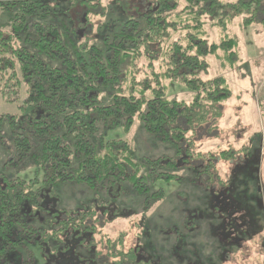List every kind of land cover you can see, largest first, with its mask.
Instances as JSON below:
<instances>
[{
	"label": "trees",
	"instance_id": "1",
	"mask_svg": "<svg viewBox=\"0 0 264 264\" xmlns=\"http://www.w3.org/2000/svg\"><path fill=\"white\" fill-rule=\"evenodd\" d=\"M0 15V100L23 96L26 108L22 117L0 114V264H213L215 251L225 263L234 246L262 233L259 150L251 162L245 145L204 153L188 134L205 123L201 109L231 97L223 77L207 78L205 59L220 51L233 62L238 42L209 43L207 23L224 30L239 19L264 29V0H0ZM164 80L191 101L169 99ZM135 121L175 143V157L137 162L128 142L97 133L98 124L108 131ZM177 163L197 168L217 198L209 254L192 243L200 226L194 236L189 223L186 235L174 223L165 233L148 216L165 198L154 183L187 181L165 171ZM14 168L31 172L9 177ZM87 193L107 199L100 211L73 204ZM133 229L136 245L126 247ZM164 234L168 260L159 249Z\"/></svg>",
	"mask_w": 264,
	"mask_h": 264
},
{
	"label": "rangeland",
	"instance_id": "2",
	"mask_svg": "<svg viewBox=\"0 0 264 264\" xmlns=\"http://www.w3.org/2000/svg\"><path fill=\"white\" fill-rule=\"evenodd\" d=\"M0 17L2 16L0 15ZM209 24L210 21L206 25L209 43L219 44L220 39L226 37L235 38L238 42L236 58L233 62L223 61L225 55L220 51L217 52L216 57L209 56L205 59L209 70L207 78L223 77L226 82L225 85L231 92V97L221 102L219 106L207 105L205 109H201L198 116L204 115L205 123L199 128L197 127L198 131L195 134L189 132L188 135L194 137L193 149L204 153L213 150L217 152L226 148L238 150L242 145H245L248 149V151H245V158L251 162L256 151L259 150L261 156L259 176L264 206V29L257 25H252L248 28L241 27L239 19L226 25L224 30L209 27ZM164 85L166 86L169 99L191 101L193 94L188 92L178 82L164 80ZM24 99L25 97L23 96H17L10 102L0 100V114L17 117L24 116L26 114ZM100 101L103 105L111 102L106 93L100 96ZM97 133L104 134L105 141L124 140L128 142L135 151L137 162L145 159L155 160L162 157H165L166 160L174 158L175 150H177L175 143L170 140L163 141L160 136L146 133L138 121H135L130 129L120 126L108 131L98 124ZM178 155H181V153L179 152ZM0 159L3 160L1 154ZM255 164L256 162L250 166ZM164 169L168 173L185 177L187 181L184 180L180 185L176 183H154L152 189L164 193L165 198L162 201V205L158 204L154 209H151L148 216L154 215L156 217L155 222L164 228L165 233H167L166 229L170 228L173 223L176 226L178 225L179 231L182 233L184 231L188 232L185 224L189 223L194 227L193 231L190 232V236H194L200 226L201 231L192 243L205 245L203 246L204 254H209L211 247L209 240L214 241V233L210 231V236L206 235V228L209 227L206 224H208V218L218 216V210H216L218 206L215 202L217 198L210 195L208 190H203L205 185L201 183L198 175L195 174L197 168H185L180 163H177V169ZM2 172L5 173L4 171ZM30 172L31 170L23 171V169L14 168L10 172H6V174L9 177L18 174L23 178H27ZM57 190L58 193H62L67 197L71 193H77L76 188L68 191L65 188L58 187ZM94 196L87 193L81 199L80 195H75L74 197L77 200H74L73 204H77V207H83L84 209L100 211L107 199L101 197L93 200ZM131 197L133 199H141L136 194H132ZM201 222L204 223L205 229L201 226ZM133 224L135 228L136 223L133 222ZM211 226L214 227L215 224ZM114 228L117 230L124 228V226L121 222H116ZM211 230L213 229L211 228ZM186 232L183 235H186ZM134 234L135 229L129 232L126 238V247L136 245L134 241H131ZM165 237L162 239L163 243H160L159 249L162 250V258L168 260L172 258V256L168 255L169 250H171V243L168 235H165ZM181 241L184 242L185 240L181 239ZM263 241L264 226L262 233L255 236L251 241L244 243V245L240 244L241 250H237L234 246L233 254L226 255L225 263H221L218 260L216 251L210 255L211 257L209 255L206 256H209L215 262L213 264H264ZM154 249L156 248L154 247ZM145 251L148 252L147 249ZM179 251L178 249V253ZM169 262L173 264L172 260Z\"/></svg>",
	"mask_w": 264,
	"mask_h": 264
}]
</instances>
